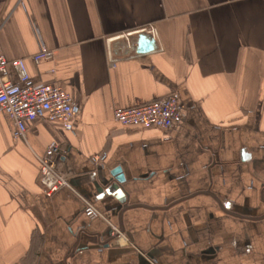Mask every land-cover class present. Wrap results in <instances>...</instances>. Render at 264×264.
Instances as JSON below:
<instances>
[{
    "label": "crops",
    "instance_id": "crops-1",
    "mask_svg": "<svg viewBox=\"0 0 264 264\" xmlns=\"http://www.w3.org/2000/svg\"><path fill=\"white\" fill-rule=\"evenodd\" d=\"M0 51L80 106L72 131L37 121L20 140L0 113V264H264V0H0ZM171 92L175 131L113 120ZM51 143L71 189L47 197Z\"/></svg>",
    "mask_w": 264,
    "mask_h": 264
},
{
    "label": "built area",
    "instance_id": "built-area-1",
    "mask_svg": "<svg viewBox=\"0 0 264 264\" xmlns=\"http://www.w3.org/2000/svg\"><path fill=\"white\" fill-rule=\"evenodd\" d=\"M52 59L53 52L41 45L39 51L31 56L30 61L37 66ZM29 80L26 61L23 59L9 61L0 51V113L11 120L13 139H24L28 125L37 121L59 123L64 130L72 131L74 121L80 112L79 103L57 82L30 85ZM183 113L178 93L171 92L147 104L128 109L116 108L113 110V120L125 128L172 132L181 125ZM59 153L58 145L51 143L37 158L39 172L36 182L47 197L61 188L71 189L65 176L57 168L56 159ZM91 159L93 163L101 165L106 161L107 153L95 154ZM83 204L86 218L104 219L90 202L83 200ZM110 228L113 237L124 238L117 227L110 224Z\"/></svg>",
    "mask_w": 264,
    "mask_h": 264
},
{
    "label": "water",
    "instance_id": "water-1",
    "mask_svg": "<svg viewBox=\"0 0 264 264\" xmlns=\"http://www.w3.org/2000/svg\"><path fill=\"white\" fill-rule=\"evenodd\" d=\"M153 50V41L147 40L146 37L140 36L137 45V53L143 54Z\"/></svg>",
    "mask_w": 264,
    "mask_h": 264
}]
</instances>
